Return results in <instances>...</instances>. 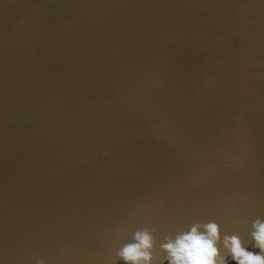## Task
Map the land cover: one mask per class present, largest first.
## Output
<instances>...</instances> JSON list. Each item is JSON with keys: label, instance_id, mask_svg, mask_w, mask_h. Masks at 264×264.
Wrapping results in <instances>:
<instances>
[{"label": "water", "instance_id": "water-1", "mask_svg": "<svg viewBox=\"0 0 264 264\" xmlns=\"http://www.w3.org/2000/svg\"><path fill=\"white\" fill-rule=\"evenodd\" d=\"M264 223V0H0V264H126Z\"/></svg>", "mask_w": 264, "mask_h": 264}, {"label": "clouds", "instance_id": "clouds-1", "mask_svg": "<svg viewBox=\"0 0 264 264\" xmlns=\"http://www.w3.org/2000/svg\"><path fill=\"white\" fill-rule=\"evenodd\" d=\"M200 227L201 225H194L190 231L162 245V249L168 254L169 264H225L223 258L217 259L218 226L215 223L205 224L203 232L199 231ZM253 227L255 246L264 253V223L257 221ZM134 240L135 243L125 245L118 255L126 264H148L153 246L152 236L148 231H138L134 234ZM224 247L236 264H264V256L246 251L236 235L226 236Z\"/></svg>", "mask_w": 264, "mask_h": 264}]
</instances>
